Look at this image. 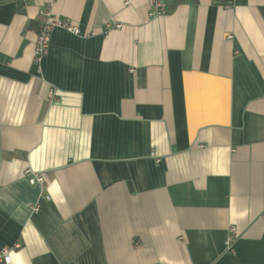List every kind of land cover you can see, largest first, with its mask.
Masks as SVG:
<instances>
[{
  "label": "crops",
  "instance_id": "crops-1",
  "mask_svg": "<svg viewBox=\"0 0 264 264\" xmlns=\"http://www.w3.org/2000/svg\"><path fill=\"white\" fill-rule=\"evenodd\" d=\"M164 5L0 1L11 264H264V0Z\"/></svg>",
  "mask_w": 264,
  "mask_h": 264
},
{
  "label": "built area",
  "instance_id": "built-area-1",
  "mask_svg": "<svg viewBox=\"0 0 264 264\" xmlns=\"http://www.w3.org/2000/svg\"><path fill=\"white\" fill-rule=\"evenodd\" d=\"M166 14V7L164 5V0H149V14L150 19L162 17ZM44 21L37 29L36 44L34 49V60L36 64H40L42 59L48 54L51 34L55 29H64L75 35H81V30L68 21L61 20L54 17L50 12L44 14ZM48 99L53 101L56 99L54 91H50L48 94ZM24 176L27 177L30 185H46V179L42 173H36L31 169L24 171ZM49 199V197H46ZM39 205L34 207L33 212H39ZM11 251L10 249H3L0 252V264H11Z\"/></svg>",
  "mask_w": 264,
  "mask_h": 264
},
{
  "label": "trees",
  "instance_id": "trees-1",
  "mask_svg": "<svg viewBox=\"0 0 264 264\" xmlns=\"http://www.w3.org/2000/svg\"><path fill=\"white\" fill-rule=\"evenodd\" d=\"M0 1H6V0H0Z\"/></svg>",
  "mask_w": 264,
  "mask_h": 264
}]
</instances>
